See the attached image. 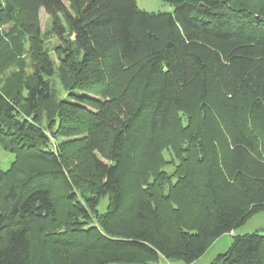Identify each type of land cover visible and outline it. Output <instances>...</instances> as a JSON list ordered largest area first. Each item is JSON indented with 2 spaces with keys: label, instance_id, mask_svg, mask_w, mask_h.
<instances>
[{
  "label": "trees",
  "instance_id": "trees-1",
  "mask_svg": "<svg viewBox=\"0 0 264 264\" xmlns=\"http://www.w3.org/2000/svg\"><path fill=\"white\" fill-rule=\"evenodd\" d=\"M67 1L0 0V21L31 29L33 61L14 96L0 88V146L15 156L0 170V264H191L264 211V0ZM36 7L73 37L58 52L71 91L48 117L62 139L82 135L73 152L39 124L53 64ZM215 264H264V232L232 235Z\"/></svg>",
  "mask_w": 264,
  "mask_h": 264
},
{
  "label": "rangeland",
  "instance_id": "rangeland-1",
  "mask_svg": "<svg viewBox=\"0 0 264 264\" xmlns=\"http://www.w3.org/2000/svg\"><path fill=\"white\" fill-rule=\"evenodd\" d=\"M66 7L70 9V5L67 0H63ZM138 8L147 12H172L173 5L171 3L162 0H135ZM32 3V1H31ZM36 23L39 29L38 40L41 43L42 49L48 53V56L53 64V74L48 77V83L50 87V99L43 102L38 111L39 124L42 126L45 133L48 135L52 144L56 145L59 142L65 143L66 151H75L79 145H81L82 135L62 139L56 135L50 128L48 123V117L52 116L54 106L56 103L68 96L70 93L71 75L68 68L63 65L60 54L66 44H71L72 35L69 32L68 27L65 25L64 16L61 13H57L56 16L65 27V32L60 38L57 36L53 29V17L48 15L42 7H36ZM72 9V8H71ZM35 12V10L33 11ZM35 21H32L30 25L35 27ZM31 29L26 30L21 28L16 18L10 17L7 21L1 19L0 21V88L6 89L14 96L13 89L18 85H25L29 80L33 71L32 55V39L30 38ZM72 47V44H71ZM59 52V53H58ZM25 95V91L22 92ZM17 98V96L15 95ZM22 104H20L21 106ZM50 115V116H49ZM163 155L167 164L163 170L166 172V176L170 178L171 182L175 181L174 170L178 161L174 157V154L169 149L163 151ZM14 154L10 151L4 150L0 146V170H6L9 168L11 162L14 160ZM79 192V190H77ZM78 199L84 202L80 194L78 193ZM107 198L102 197L99 199L95 206V213L91 221L97 222L96 214L103 213L106 210ZM57 221L45 225L49 230L54 225H60L64 222V216L62 211L57 215ZM36 224L33 225L34 227ZM52 226V227H51ZM259 231L264 232V211L258 212L251 216L244 224L237 227L234 231L223 234L214 240L208 249L203 253L201 257L195 260L191 264H215L216 255L224 252L232 241V235L247 234L250 232ZM36 232V227L33 230ZM43 247L40 244H34V255L39 260L40 252ZM109 264H122V263H109ZM148 264H185L181 260L166 259L159 256L157 260L150 261Z\"/></svg>",
  "mask_w": 264,
  "mask_h": 264
}]
</instances>
